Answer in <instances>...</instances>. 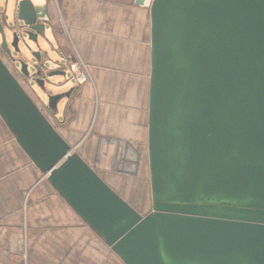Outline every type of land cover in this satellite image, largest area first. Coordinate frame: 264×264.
I'll use <instances>...</instances> for the list:
<instances>
[{"label": "water", "instance_id": "1", "mask_svg": "<svg viewBox=\"0 0 264 264\" xmlns=\"http://www.w3.org/2000/svg\"><path fill=\"white\" fill-rule=\"evenodd\" d=\"M7 3H0V115L123 261L264 264V0H151L146 214L55 128L72 91L48 93L47 86L70 70L51 67L43 46L52 48V27L33 1ZM31 80L46 91L44 104L28 90Z\"/></svg>", "mask_w": 264, "mask_h": 264}, {"label": "crops", "instance_id": "2", "mask_svg": "<svg viewBox=\"0 0 264 264\" xmlns=\"http://www.w3.org/2000/svg\"><path fill=\"white\" fill-rule=\"evenodd\" d=\"M32 1L43 3L38 11L52 27L53 54L78 61L82 78L54 91L72 94L53 124L128 201L129 191L151 188V3ZM0 264H126L55 189L1 115Z\"/></svg>", "mask_w": 264, "mask_h": 264}, {"label": "rangeland", "instance_id": "3", "mask_svg": "<svg viewBox=\"0 0 264 264\" xmlns=\"http://www.w3.org/2000/svg\"><path fill=\"white\" fill-rule=\"evenodd\" d=\"M151 2V1H150ZM0 3H1V6H8V8L11 7V4L9 5L7 3V0H0ZM38 8L40 9V6H43V3L40 5V3L37 5ZM8 38H9V44L11 45L12 43V38H11V34L8 35ZM48 39L51 41V44L55 47H57V42L54 38V34L51 32L49 34V37ZM0 43H1V36H0ZM22 44V43H21ZM43 50L47 52V55L56 60V61H59L61 63H63V68H68L70 71L68 72L67 74V80H69V82H73V83H77V80H76V77L74 75V72L72 71L71 67H70V64L67 63V59L65 58L64 60L61 58V56H56L53 54V49L49 46H43ZM13 56L16 57V58H26L28 60H31L32 57H26L24 54H21V53H18V52H15L13 50ZM5 59L7 61H9L8 63H10V66H15V67H18V64H13L12 65V57L9 56L8 54L5 56ZM45 67L48 68L50 67L48 63H45ZM18 78L21 79V80H26V77L21 74H18ZM66 78H64V76H56L54 77L51 81L54 83L53 86H47V91H50V92H53L57 90V86H59L61 83L67 81ZM48 85V83H47ZM70 83H67V87L69 88L70 87ZM27 88L28 90L30 91H33V93H37L39 92L40 94V97L38 94H36V97L37 99L42 103L44 104V101H45V92L41 87H39L38 85H36L34 83L33 80H31V85L28 83L27 84ZM37 91V92H35ZM42 107H44L43 105H41ZM43 111L47 112L50 116V113L44 109ZM128 193V192H127ZM129 197H126L128 199L129 202L132 203V205L134 207H136L140 212H142L143 214H146L148 212H150L152 210V201H151V188H144V187H141L140 189H137V190H133V191H129L128 195Z\"/></svg>", "mask_w": 264, "mask_h": 264}, {"label": "built area", "instance_id": "4", "mask_svg": "<svg viewBox=\"0 0 264 264\" xmlns=\"http://www.w3.org/2000/svg\"><path fill=\"white\" fill-rule=\"evenodd\" d=\"M62 59L64 60L65 58H62ZM67 63L70 64V67H71L72 71L74 72L75 77H77V79L79 81L82 80L81 77H78L76 75L77 74V69H78L77 67L79 66V62L67 59ZM50 64H51V67L54 68V69H58V68H60L62 66L61 62H59V61H56V62H52L51 61Z\"/></svg>", "mask_w": 264, "mask_h": 264}, {"label": "bare ground", "instance_id": "5", "mask_svg": "<svg viewBox=\"0 0 264 264\" xmlns=\"http://www.w3.org/2000/svg\"><path fill=\"white\" fill-rule=\"evenodd\" d=\"M147 1H149V2H150L151 0H147ZM150 3H151V2H150Z\"/></svg>", "mask_w": 264, "mask_h": 264}]
</instances>
